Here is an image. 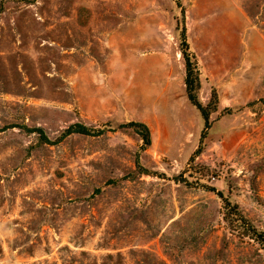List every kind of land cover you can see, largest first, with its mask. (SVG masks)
Masks as SVG:
<instances>
[{
	"label": "rangeland",
	"instance_id": "374dc122",
	"mask_svg": "<svg viewBox=\"0 0 264 264\" xmlns=\"http://www.w3.org/2000/svg\"><path fill=\"white\" fill-rule=\"evenodd\" d=\"M251 227L264 0H0V264H264Z\"/></svg>",
	"mask_w": 264,
	"mask_h": 264
},
{
	"label": "trees",
	"instance_id": "16d2710c",
	"mask_svg": "<svg viewBox=\"0 0 264 264\" xmlns=\"http://www.w3.org/2000/svg\"><path fill=\"white\" fill-rule=\"evenodd\" d=\"M183 54L186 56V71L187 77L185 80L186 85V93L189 102L193 105L201 114L205 121V130L210 128V116L218 111L219 101L218 96L216 93L213 94L212 98L207 104H204L200 98V89H201V82H200V74L197 70L196 64L192 61L193 55L188 52V46L186 42H183ZM139 127V133L142 137L146 146H150L152 143L151 133L148 127L145 124H133ZM87 134L88 130L86 127L82 125H73L66 131V135L71 134ZM207 134V133H206ZM205 134V135H206ZM237 207V206H236ZM227 212L225 214V219L228 221L233 219L237 216V211H233L230 204L226 207ZM237 209V208H236ZM249 237L258 242L260 245L263 246L264 249V231L258 230L255 227H251L248 229Z\"/></svg>",
	"mask_w": 264,
	"mask_h": 264
}]
</instances>
